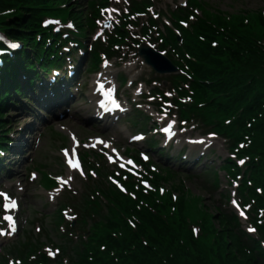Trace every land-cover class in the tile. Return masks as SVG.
Here are the masks:
<instances>
[{"label":"rangeland","instance_id":"rangeland-1","mask_svg":"<svg viewBox=\"0 0 264 264\" xmlns=\"http://www.w3.org/2000/svg\"><path fill=\"white\" fill-rule=\"evenodd\" d=\"M17 1L20 2L18 9L24 10V14L31 11L29 15L25 14L26 19L29 16L31 20H37L30 23L31 33L29 40L25 42L15 36L18 31L26 33L24 26H21L22 24L16 25L14 30L7 28L10 32L3 29L2 26L4 22L6 24L12 22L13 24L12 16L16 10L15 2ZM74 2L76 3L72 5ZM2 3L4 8H0V34H5L7 39L22 42L23 46L16 52L8 51V53H5L0 51V86L4 83V76L15 74L13 66H17L19 69L22 67L20 71L28 73L19 74L22 75L21 81L26 78L25 82H28V85H25L26 89L24 90L20 89L25 84L21 81L17 85L10 83L6 88L0 87V134L3 132L11 133L7 138H13V142L18 140L20 148H24V145H21L25 136H29V139L37 137L39 141L34 140V144L38 146L33 150L32 155L35 154V158L31 161L29 169L38 173L36 179L31 180L32 182L30 179L28 180L30 174L23 172L25 167L23 163L16 166L20 171L16 170L8 175L6 173L8 167L2 164L4 157L1 159L0 173L2 177L0 182L3 183L5 180L19 181L20 185H25V190H18L21 197V211L19 212H13L11 208H6L3 205L4 200H0V233L3 232V235L0 234V248L3 251L0 254L4 253V257L0 256V264L4 262L5 264H17V262L18 264H34L32 260L36 259V256H39L40 253H45L50 257L49 250L54 253L52 257L63 260L61 264L69 263L72 261L70 256L72 254L76 255L78 248L72 247V249H69L64 245L60 236L63 234L70 239L74 235L73 230L68 231L71 222L75 223L76 219L83 221L78 226L81 231L97 229L93 225L95 222H104L111 217L108 211L110 210L109 206H115L123 213L122 206L125 202L136 201L140 195L149 197L158 204L161 202L168 215L177 218L179 216L177 210H182L185 212V220L191 223H206L209 229H213L215 226V228L225 231L228 226L233 227L236 220L240 222V228L242 229L244 228L241 227V223L244 225L246 222H248L247 226L255 229L249 217L253 214V209L256 208V198L250 196L249 189L245 184L243 185V182H246L250 187L253 186V182L255 184V181L251 182L250 178L254 174L253 168L251 167L248 170L247 163L249 160L244 153L239 155V153L232 152L235 149V145H232L235 135L233 133L228 136L229 134L225 132L226 126H222L229 124V121L228 119L220 120L219 109L222 106L218 105L220 100L216 102L214 109L210 111L209 107H205L193 97L195 89L192 88V81L196 79L193 69L199 59L196 54H191L193 50L190 46H193V41L190 38L197 35L202 39L198 30L205 31L211 27L217 28L219 34L226 38L228 33H226L225 24L227 21L248 32L263 33L264 0H110V8L108 5L103 6L102 12L94 15L95 18L93 19L85 11L88 0H62L64 5L61 9L58 8L57 4H54L52 8H57V14L60 16L55 17L53 15V18L43 13V8L39 7L40 1L35 2L34 5L25 4L26 2H23V0H2ZM64 14L67 19L64 18ZM32 15L35 16V19L31 17ZM74 15H77L78 18ZM86 15H88L89 21L93 20L90 25H88V20L84 18ZM25 18H20L17 21H24ZM46 20H49L50 25L45 23ZM15 23L16 21H14ZM179 26L181 29H187L186 31L190 33L191 37L188 38L184 35V31ZM232 28H235V26L232 25ZM73 29L80 42H83L86 46L98 40V43L106 49L107 47H114L117 56L111 57L108 61L111 64V69L118 74V78L125 77L121 83L120 91L124 95H129L130 99L128 100L130 103L132 102L131 99L135 97L126 84L130 83L131 80L134 84L131 90L135 87L137 81L146 82L143 87L144 101L142 102L149 101L150 92H156L161 97H166L163 101L170 104L164 103L161 105L163 113L160 116L161 120L158 119L159 123H153V119L144 110L145 106L141 109L136 106V109L142 114L141 117L148 120L147 124H149L151 131L155 125H159V128L164 129L168 126L165 123L166 118H169L174 124L173 131L178 134L179 140H183L187 135L191 137L203 135V137L215 141L216 146L214 147L211 144L207 146L206 156L196 161V167L199 166L200 162L208 163L210 165L209 171L203 169L204 175H200V177L184 171H177L175 167L170 166L168 160L167 162L164 159L160 161L156 151H152V156L145 163L141 162L142 164H140L137 161H133L132 165L123 163L125 167L121 168V163L116 159L117 155L120 154L112 153L109 150L101 151V154L95 156H87L83 153L81 157V160H83L82 170H70V166L61 150L67 148L70 141L62 138L60 134L52 132V129L59 130L56 124L47 121L44 127L38 126L33 131L24 132L23 127L28 122L25 121L26 115L31 116L30 119H38V122L42 121V118L40 119L36 115L32 116L34 112L40 111L39 107L34 101L30 102L24 96H28L29 89H36L39 83L35 80L40 79L43 70H49V67H52L49 66L50 63H52L53 69L56 70L63 65L64 53L58 52L52 55L54 49L52 40L57 33H61L64 36L63 38L72 41V36L69 33ZM180 31L182 32L180 33ZM3 45L4 43L0 40L1 50L2 47L5 48V45ZM63 45L69 46L66 40L63 41ZM140 48H148L159 55L156 64L158 69H163L165 64H168V60L171 59L172 63L179 68V71L174 75L167 72H163V74L155 72L145 63L144 59L139 57ZM44 50L52 57L50 60L42 62L40 67H36L35 62L42 58V54L45 53ZM225 52L228 54V49L225 48ZM85 63L87 64L86 61ZM86 64L75 66L76 84L79 89L84 90V96L81 98L76 96L72 100L71 105L75 106L72 110L86 109L84 105L88 101L86 94L91 90L89 82L96 71L95 69L85 68ZM125 67H128V70ZM137 74H139L138 77H133ZM54 77H56L54 73L52 77H49L48 72L47 76H43L42 81L44 79L43 83L46 81L49 83ZM56 79L58 80V77ZM66 81L70 82L68 79ZM52 86H54L53 81L49 87ZM4 89L5 95L3 93ZM16 89L20 91L16 93ZM180 92H186V97L192 96L189 99L190 101L205 107L203 108L204 112L202 111L203 116L196 118V122H199L200 127H197L198 124L195 125L196 122L194 121L184 122L185 117L180 115L181 112H178L176 106L171 105L178 103V98H171V95ZM13 94L17 97L13 101L8 100L7 98L14 96ZM21 99L26 100L28 105L22 106L20 110L18 101L20 102ZM230 101L240 105L244 98L239 99L236 96H231ZM11 105L14 107L9 108ZM248 110L249 108L245 112L247 113ZM133 111L137 112L135 109ZM45 114L50 117V113ZM202 117L209 118L208 121H215L217 129L211 128L210 124L204 127L203 122H201ZM262 120L260 115L256 114L252 123L259 125ZM61 122L60 124L77 132V135L81 138L88 137L89 134L99 133L97 130L99 127L96 126L97 124L94 121L83 125L77 122V118L73 114H66L65 121L61 120ZM161 123L164 125H160ZM149 127L144 124V129L140 130L135 128L130 120L122 118L116 127L110 128L104 133L107 135L116 134L120 139L118 144L122 148L135 147L138 149L147 146L145 143L138 146H129L127 144L128 135L137 130L148 131ZM213 134H217L219 138ZM7 138L2 136L3 142ZM179 144L185 145V142L177 143L178 147ZM17 149L9 154V159L16 157ZM162 153L160 154L161 157L166 155L164 151ZM127 156L129 157V155ZM109 157H112L116 162H110ZM28 162L27 159L26 164ZM101 162L105 163L98 166ZM192 162L189 161L187 165H193ZM81 171L83 174H81ZM246 171H248V174L245 175ZM130 175H134V180L144 179V182L146 180L148 182L135 187L131 186V182L125 180V178L130 179ZM69 177H71L70 180ZM40 178L42 182H39ZM57 178H63L68 182L62 183ZM122 185L123 187H121ZM256 189L258 193L264 194L263 187L256 186ZM13 191H17L16 187L13 188ZM179 199L182 200V203L178 205L177 209ZM237 203L246 212L247 221L242 216L240 217L241 211ZM29 207L30 216L33 219H26L25 217V211ZM67 207L71 208L73 212ZM136 208L138 209L137 205ZM157 208L153 210L160 214L159 207ZM5 216H11L14 223L19 222V225L22 224L16 235L9 236L10 232L7 229L8 224L6 223L7 220L4 219ZM259 216L262 219L264 218L262 212L259 213ZM58 218L63 221L62 229L59 227L60 225L57 226V229L55 227L59 223ZM38 224L42 226L43 231L37 232L36 226ZM75 226L77 227L76 223ZM198 231L199 226L193 224L191 232L194 234ZM62 251L65 254H62ZM63 255H66L64 259H62Z\"/></svg>","mask_w":264,"mask_h":264},{"label":"trees","instance_id":"trees-1","mask_svg":"<svg viewBox=\"0 0 264 264\" xmlns=\"http://www.w3.org/2000/svg\"><path fill=\"white\" fill-rule=\"evenodd\" d=\"M39 1L41 2L39 7L43 8V13L50 11L54 4L62 3V0H23L25 4L30 5ZM19 3L15 2L13 24L4 22L2 26L3 29L14 30L16 25L22 24L26 33L18 31L15 36L25 42L29 40L31 33L30 23L37 20H31L29 16L26 19L25 14L29 15L31 11L24 14V10L18 9ZM89 7L92 10L95 8L94 4H90ZM0 8H4L2 0ZM74 16L78 18L77 15ZM31 17L35 19V16ZM20 18H25L26 21L18 22ZM84 18L88 20V25L93 21H89L87 15ZM14 21H16L15 24ZM232 25L235 28H232ZM225 29L228 33L226 38L221 36L218 29L214 27L205 31L198 30L202 39L197 35L191 37L187 29L181 30L188 38L191 37L190 40L193 41V46H190L193 50L191 54H196L199 59L193 69L196 75V79L192 81V88L195 89L193 97L205 107H209L210 111L220 100L218 104L222 105L219 109L220 120L228 119L229 121L227 125L223 123L222 126H226L224 131L229 134L228 136L233 133L235 135L232 140L235 149L232 152L239 155L244 153L249 160L248 170L252 167L254 174L256 173L255 176L254 174L250 176L251 182L255 181L253 186L250 187L243 182V185L245 184L249 189V195L255 197L257 202L253 214L249 217L255 227L254 236L240 228V222L237 220L233 227L228 226L227 230L222 231L215 226L209 229L206 223H191L185 220V212L182 210H177L179 216L175 218L165 212L161 202L158 204L151 198L140 195L136 201L125 202L122 206L123 213L115 206H109L108 211L111 217L104 222H95L93 225L97 229L81 231L78 226L83 221L79 219L75 222L77 227L71 223L68 231L73 230L74 235L68 236L70 239L63 234L60 236L66 247L78 248L76 255L70 256L72 261L68 264H264L262 244L264 218L259 216L262 212L264 217V194L258 193L256 189V186L264 189V31L260 34L254 31L248 32L229 21L226 22ZM113 48L106 49L97 42L95 51L98 49L113 55L116 52ZM225 48L228 49V54ZM97 51L94 52L96 58H98ZM21 68L13 66L15 74L4 76V83L0 87H8V81L22 73ZM16 91L19 90L16 89ZM231 96L244 98V101L240 105L235 104L230 101ZM188 103L180 105L181 116L195 120L203 116L202 111L204 112L205 107L196 105L194 102ZM247 108L249 110L246 113ZM256 114L263 119L259 125L257 124L258 126L252 123ZM208 119L201 118L204 127L210 124L211 128L217 129L216 122L208 121ZM5 134L4 132L0 134V148L6 143L2 139ZM205 170L209 171L210 166L206 165ZM246 174L248 171L245 172ZM180 203H182L181 199L177 209ZM157 207L160 214L153 210L158 209ZM58 220L56 229L62 222V219L58 218ZM193 224L199 226V231L194 234L191 232ZM44 254L40 253L36 256V259L32 260L34 264L63 262L58 257H48ZM62 254L65 253L62 251ZM65 256L63 255L62 259Z\"/></svg>","mask_w":264,"mask_h":264},{"label":"bare ground","instance_id":"bare-ground-1","mask_svg":"<svg viewBox=\"0 0 264 264\" xmlns=\"http://www.w3.org/2000/svg\"><path fill=\"white\" fill-rule=\"evenodd\" d=\"M76 2H74L72 5H74ZM135 53V52H134ZM133 53V54H134ZM132 54V55H133ZM79 58H83L80 54H77ZM141 56H142V59L146 60L145 59V49L141 50ZM147 57H150L149 55ZM151 60H153L154 58L151 56L150 57ZM43 57L38 59L37 62H35L36 66H40L43 61ZM101 58L98 56V58H96V56H91L90 57V61L93 63V64H96V63H99L101 62L100 61ZM127 70H128V67H125ZM107 73L106 74H102L101 77L103 78L104 81L106 82H109L110 83V86L113 90L117 91L119 89V80L118 78L116 77L115 73L112 71L111 72V69H108L106 71ZM138 77L139 74L137 75H134L133 77ZM22 77V75H17L16 79H10L7 83V85H9L10 83L14 84V85H17V83H21L22 81L20 80ZM101 77L99 76L98 78H94L93 79V83L95 84V87L96 88H99L101 91H108L109 87L110 86H107V84H105L101 79ZM21 81V82H20ZM26 78H23V82L25 83L24 85H22V87L20 89H26ZM135 81V80H134ZM144 81H137L136 82V85L134 88H132L131 90V87L134 85V84H131L130 86V90L132 92V95L135 97L134 98V101L137 102L139 100L142 99L143 97V84ZM19 90V89H18ZM100 90H97V91H100ZM20 91V90H19ZM15 92L17 93V91L15 90ZM4 95H5V89H4ZM46 93L45 90H39L37 92V94L43 96L44 94ZM14 96H10V98H7L8 100H14L17 95L13 94ZM156 97L162 101L163 98L157 94ZM161 103H151L149 106L146 107V112L148 113L149 116L151 117H154V116H158L159 113H158V109L160 107ZM122 110L120 109H117V108H114V113H116L117 115H119V113H121ZM107 115V114H106ZM108 117L106 119H110V118H113L114 115H107ZM22 131V129H20ZM152 135H153V141H154V144L156 146H158L160 149H162L164 151V153L166 154V156H163L161 157L162 159L168 160V163L173 166V167H176L178 169H175V170H183V169H179V168H184V167H187V168H190L192 170L196 169L197 171H203V169H206V164L204 163H199V166L196 167V161L199 160L200 158H202L203 156H206V149H207V146H210V144L213 146V143L210 142L207 143L206 141L203 140V138L201 136H195V137H191L189 135H187V137H185L183 140L182 139H178V137L174 138L172 135H166L164 134L162 131H157V130H154L152 131ZM9 136V132H6L5 134V138H7ZM4 140V139H3ZM9 140H12L11 138H7L6 141L4 142H7ZM177 141H184L186 143V145H188V148L187 150L185 151H182V149L180 147H178V145L176 144ZM13 141H10L9 142V145H11V148H15V150L18 148L17 146L20 145V143L17 141L13 142ZM19 144V145H18ZM110 149H114V147H109ZM158 151H160L159 149H157ZM4 154V151L2 152ZM3 154L0 156V163H1V159L3 157ZM9 154L10 152L7 151L6 154L4 155V158H3V161H2V164H4L6 167H9L11 165V162H10V159H9ZM69 155H71V153H69ZM71 156H69L70 158ZM68 160V159H66ZM189 161H193L192 164L193 165H187V163ZM195 163V164H194ZM202 164V165H201ZM70 170H76L74 168H69ZM17 170H20L19 168ZM2 249L0 248V253H2ZM4 253L1 254V256L3 257Z\"/></svg>","mask_w":264,"mask_h":264},{"label":"snow or ice","instance_id":"snow-or-ice-1","mask_svg":"<svg viewBox=\"0 0 264 264\" xmlns=\"http://www.w3.org/2000/svg\"><path fill=\"white\" fill-rule=\"evenodd\" d=\"M113 11H115V10H113ZM13 47H15V45H13ZM170 127L171 126H169V129H166V130H170ZM101 143H103V142H101ZM64 155H65V157H69V151L67 149L64 150ZM75 155H76V150H75V148H73L72 149L71 157L68 158L67 163L70 165L71 168L79 169L80 168L79 162L78 161L77 162H74ZM109 160L112 163H115L116 162L115 160L112 159V157H109ZM241 163H243V161H241ZM127 164H132V161L131 160L127 161ZM120 167L121 168L125 167V164H121ZM81 174H83L82 171H81ZM57 179L60 180L62 183H67L68 182L67 180H64L63 178H57ZM68 179L70 180L71 177H69ZM0 195H3L5 197V207L6 208H12V209H14L16 207V202L14 200H11L9 197H7V194L0 193ZM241 215H243V212H241ZM4 219H6V220H8L10 222L9 223V226L14 231L15 230V224H14V221H13L12 217L11 216H5ZM251 230L252 229H250V231ZM0 234H3V233H0ZM49 254L50 255H54V253L51 250H49ZM17 264H18V262H17Z\"/></svg>","mask_w":264,"mask_h":264}]
</instances>
